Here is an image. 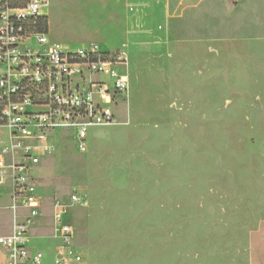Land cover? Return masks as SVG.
I'll use <instances>...</instances> for the list:
<instances>
[{
	"label": "rangeland",
	"instance_id": "374dc122",
	"mask_svg": "<svg viewBox=\"0 0 264 264\" xmlns=\"http://www.w3.org/2000/svg\"><path fill=\"white\" fill-rule=\"evenodd\" d=\"M185 2L169 21L167 62L148 63L120 99V122L92 128L85 151L73 130H58L52 153L31 165L43 210L29 246L45 264L59 256L58 203L83 256L70 264H248L249 233L264 220V0ZM48 4L52 41L100 38L80 27L72 0ZM11 157L1 144L0 159ZM7 181L9 229L23 217L8 207ZM72 193L87 205L71 204Z\"/></svg>",
	"mask_w": 264,
	"mask_h": 264
},
{
	"label": "built area",
	"instance_id": "2783aa9c",
	"mask_svg": "<svg viewBox=\"0 0 264 264\" xmlns=\"http://www.w3.org/2000/svg\"><path fill=\"white\" fill-rule=\"evenodd\" d=\"M47 2L0 0V135L6 132L4 150L14 158L10 167L0 159V196L9 177L10 209L16 217L19 207L25 210L11 232L0 231L6 264L44 262V252L29 246L42 203L28 177L31 165L52 153L51 135L71 129L85 151L92 128L120 122L119 102L125 104L129 93L125 50L107 52L97 44L70 48L52 41L40 24ZM70 202L87 205L78 193L71 194ZM63 209L58 203L54 210L61 246L53 264L79 263L83 256L72 246L74 231Z\"/></svg>",
	"mask_w": 264,
	"mask_h": 264
},
{
	"label": "crops",
	"instance_id": "0c3cea01",
	"mask_svg": "<svg viewBox=\"0 0 264 264\" xmlns=\"http://www.w3.org/2000/svg\"><path fill=\"white\" fill-rule=\"evenodd\" d=\"M181 3L186 2L185 0H72L73 8L71 6L70 8L75 9L74 13L78 14L80 18L78 24L81 28L91 30L100 37L97 41L91 37V42L81 47L97 44L103 51L125 50L127 62L124 70L127 73V66L132 70V77L127 74L129 90H131V87L135 88L142 83L151 71L148 63L155 61L165 64L167 62L171 40L169 21L171 16L176 15L174 10L176 7H184ZM46 6L43 12L49 19L48 31L50 32L51 16L45 13ZM105 46L109 47L104 48ZM3 134L6 132L4 131ZM3 134L0 135V139L2 145H6ZM11 158L9 167L14 162V158ZM7 183L10 187L11 180ZM13 203L11 194V203L8 207L10 208ZM20 210L23 208L19 207L18 211ZM12 230L13 226L9 229L0 226L1 232L9 233ZM248 243V264H264V220L250 231ZM6 260V252L0 251V264H6Z\"/></svg>",
	"mask_w": 264,
	"mask_h": 264
},
{
	"label": "trees",
	"instance_id": "16d2710c",
	"mask_svg": "<svg viewBox=\"0 0 264 264\" xmlns=\"http://www.w3.org/2000/svg\"><path fill=\"white\" fill-rule=\"evenodd\" d=\"M40 24L44 30H48V17H44L41 19Z\"/></svg>",
	"mask_w": 264,
	"mask_h": 264
},
{
	"label": "bare ground",
	"instance_id": "6f19581e",
	"mask_svg": "<svg viewBox=\"0 0 264 264\" xmlns=\"http://www.w3.org/2000/svg\"><path fill=\"white\" fill-rule=\"evenodd\" d=\"M129 50V49H128Z\"/></svg>",
	"mask_w": 264,
	"mask_h": 264
}]
</instances>
